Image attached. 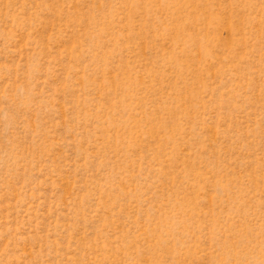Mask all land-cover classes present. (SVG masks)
Wrapping results in <instances>:
<instances>
[{"label":"rangeland","instance_id":"374dc122","mask_svg":"<svg viewBox=\"0 0 264 264\" xmlns=\"http://www.w3.org/2000/svg\"><path fill=\"white\" fill-rule=\"evenodd\" d=\"M0 264H264V0H0Z\"/></svg>","mask_w":264,"mask_h":264}]
</instances>
